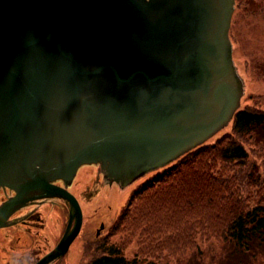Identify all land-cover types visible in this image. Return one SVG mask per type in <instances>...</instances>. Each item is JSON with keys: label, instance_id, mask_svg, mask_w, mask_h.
Segmentation results:
<instances>
[{"label": "water", "instance_id": "water-1", "mask_svg": "<svg viewBox=\"0 0 264 264\" xmlns=\"http://www.w3.org/2000/svg\"><path fill=\"white\" fill-rule=\"evenodd\" d=\"M232 6L0 0V186L15 192L0 227L28 201L71 207L63 237L36 264L63 256L82 222L76 198L51 179L70 181L99 158L142 173L229 122L242 94L227 37Z\"/></svg>", "mask_w": 264, "mask_h": 264}, {"label": "trees", "instance_id": "trees-1", "mask_svg": "<svg viewBox=\"0 0 264 264\" xmlns=\"http://www.w3.org/2000/svg\"><path fill=\"white\" fill-rule=\"evenodd\" d=\"M228 36L244 77L264 80V0H235ZM248 98L228 132L140 184L77 264H264V92Z\"/></svg>", "mask_w": 264, "mask_h": 264}, {"label": "rangeland", "instance_id": "rangeland-1", "mask_svg": "<svg viewBox=\"0 0 264 264\" xmlns=\"http://www.w3.org/2000/svg\"><path fill=\"white\" fill-rule=\"evenodd\" d=\"M232 47L234 48V45H232ZM232 57L234 68L237 74H239L243 79V93L240 96V106L243 107L246 103H251L248 98L250 94H261L264 92V80L253 81L244 77L240 62L237 59V50L232 52ZM229 129V124L221 127L211 136L207 137L203 143H213L222 134L228 132ZM173 163L174 161L172 159L162 166L159 165L147 169L123 186H119L115 180H111L110 184L108 182H104L103 173L100 168L96 165L84 164L80 168L73 182V186L68 190L77 199L82 210L83 222L81 232L80 236L76 238L69 247L65 258L61 261L62 264H77V260H79L82 255L85 240L88 238L92 239L91 237H93L99 229L102 230L101 234L108 232L109 228L116 221L123 207L126 205L131 193L137 189L140 184L146 182L152 177H155L162 171V169L172 165ZM2 200L3 197H0V201ZM52 206L45 204L40 209L41 213L38 210L41 217H44V223L47 228V230L42 232L47 238V241L37 240L35 243L36 246H41L42 250L50 248L54 243L52 235L55 234L58 236L62 230L61 218L54 216L55 210H51ZM57 207L56 210H59ZM112 239L113 241H116L117 237L115 236ZM201 249H207V245L202 246ZM135 250V244H130L125 247L123 250L125 257L131 258L134 255ZM217 253H219L218 249H216V253L214 255ZM205 255L211 256L207 253ZM216 260L221 261L222 257L217 258Z\"/></svg>", "mask_w": 264, "mask_h": 264}, {"label": "flooded vegetation", "instance_id": "flooded-vegetation-1", "mask_svg": "<svg viewBox=\"0 0 264 264\" xmlns=\"http://www.w3.org/2000/svg\"><path fill=\"white\" fill-rule=\"evenodd\" d=\"M95 162L106 170L108 175L113 176L110 168L111 161L109 159L103 160L99 158ZM79 170L80 168L77 170L76 175ZM75 177L67 187L68 190L73 186ZM67 181L68 179L65 182L57 179L53 183L58 186H63L64 184H68ZM12 195L13 192L7 187H0V197H3L2 201L7 200ZM39 203H30L24 209L15 212L10 216L6 226L0 228V264H35L44 254L50 251L53 245L47 250H42L41 246L35 245L37 240L47 241V238L42 233L47 228L44 223V217L40 215L42 204ZM57 209H60L58 215L61 217V231L63 232L67 227V219L64 216L62 217L65 209ZM61 234L60 232L59 235Z\"/></svg>", "mask_w": 264, "mask_h": 264}]
</instances>
